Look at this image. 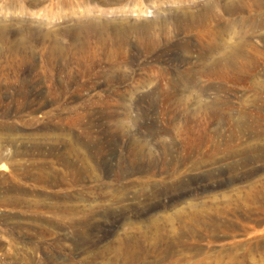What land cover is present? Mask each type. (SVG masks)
<instances>
[{"label": "rangeland", "instance_id": "obj_1", "mask_svg": "<svg viewBox=\"0 0 264 264\" xmlns=\"http://www.w3.org/2000/svg\"><path fill=\"white\" fill-rule=\"evenodd\" d=\"M263 132L264 0H0V264H264Z\"/></svg>", "mask_w": 264, "mask_h": 264}, {"label": "bare ground", "instance_id": "obj_2", "mask_svg": "<svg viewBox=\"0 0 264 264\" xmlns=\"http://www.w3.org/2000/svg\"><path fill=\"white\" fill-rule=\"evenodd\" d=\"M237 125H238V124H237ZM237 125H236V126H237ZM239 126H240V125H239ZM243 126H244V124H243ZM246 126H247V125H245V128H246ZM256 126H257V125H256ZM248 127H250V126H248ZM252 128H253V127H252ZM238 129H240V128H238ZM247 129H248V128H247ZM241 130H242V129H241ZM245 130H246V129H245ZM248 130H249V129H248ZM243 131H244V130H243ZM251 131H253V130H251ZM251 131H250V132H251ZM248 133H249V132H248ZM252 133H253V132H252ZM254 133H255V131H254ZM258 133H259V132H258ZM260 133H261V132H260ZM263 133H264V132H263ZM235 145H236V144H235ZM232 146H233V151H234V149H235L236 147H238L239 145L236 146V147H235L234 145H232ZM256 146H257V145H256ZM256 146H255L254 148H256ZM217 147H218V146H217ZM227 147H228V146H227ZM230 147H231V146H230ZM245 147H246V146H245ZM245 147H243L244 150H245ZM250 147H251V146H250ZM263 147H264V146H263ZM251 148H252V147H251ZM259 148H260V147H259ZM259 148H258V149H259ZM216 149H217V148H216ZM219 149H220V148H219ZM225 149H226V148H225ZM229 149H231V148H229ZM213 150H214V149H213ZM220 150H221V149H220ZM238 150H239V149H238ZM238 150H237V151H238ZM259 150H261V149H259ZM262 150H263V149H262ZM262 150H261V151H262ZM229 151H230V150H229ZM231 151H232V149H231ZM246 151H247V150H246ZM246 151H244L243 153H245ZM247 152H248V151H247ZM231 153H232V152H231ZM231 153H228V152L226 153V152H225V154H229V155H230ZM223 154H224V152H223ZM223 154H221V155H223ZM236 154H237V153H236ZM245 154H246V153H245ZM213 155H214V154H213ZM218 155H219V154H218ZM218 155H217V156H218ZM231 155H232V154H231ZM231 155H230V156H231ZM258 155H260V154H257V156H258ZM261 155H262V153H261ZM226 156H227V155H226ZM232 156H233V155H232ZM249 156H250V155H249ZM258 157H259V156H258ZM215 158H216V157H215ZM64 159H65V158H64ZM207 159L209 160V158H207ZM66 160H67V158H66ZM203 161H205V160H203ZM196 163H197V162H196ZM205 163H207V162L205 161ZM197 164H199V163H197ZM200 164H201V163H200ZM202 164H203V163H202ZM202 164H201V165H202ZM233 164L235 165V163H232V165H233ZM234 165H233V166H234ZM194 166H195V165H194ZM197 166H198V165H197ZM2 167H3V166H2ZM191 167H192V166H191ZM193 168H194V167H193ZM195 168H196V167H195ZM191 169H192V168H191ZM173 172H174V171H173ZM173 175H174V173H173ZM174 177H175V176H174ZM74 179H75V178H74ZM74 181H75V180H74ZM74 181H73V182H74ZM142 185H143V184H142ZM145 185H146V184L144 183V186H145ZM148 186H149V185H148ZM151 186H153V185H151ZM149 187H150V186H149ZM143 189H144V188H143ZM143 189H142V190H143ZM146 190H147V189H146ZM116 197H117V196H116ZM117 198H118V200L120 201L121 198H120L119 196H118ZM119 198H120V199H119ZM199 215H200V214H199ZM202 217H204V216H202ZM154 220H156V219H154ZM152 221H153V220H152ZM155 224H156V223H155ZM150 225H151V224H150ZM153 230H154V229H153ZM154 231H155V230H154Z\"/></svg>", "mask_w": 264, "mask_h": 264}]
</instances>
